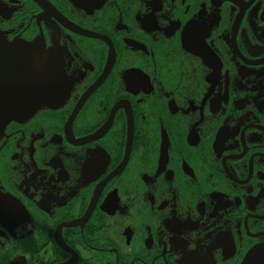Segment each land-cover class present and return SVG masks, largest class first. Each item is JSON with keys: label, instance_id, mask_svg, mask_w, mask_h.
Segmentation results:
<instances>
[{"label": "flooded vegetation", "instance_id": "af4514ba", "mask_svg": "<svg viewBox=\"0 0 264 264\" xmlns=\"http://www.w3.org/2000/svg\"><path fill=\"white\" fill-rule=\"evenodd\" d=\"M35 50L0 264H264V0H0V113Z\"/></svg>", "mask_w": 264, "mask_h": 264}, {"label": "water", "instance_id": "95a60500", "mask_svg": "<svg viewBox=\"0 0 264 264\" xmlns=\"http://www.w3.org/2000/svg\"><path fill=\"white\" fill-rule=\"evenodd\" d=\"M34 58V67L35 68V88H34V99H28L27 97H24L23 101L21 100L22 98V93L24 91H28L27 89H18V93H19V103L15 104V105H9V106H2L3 107V112L0 113V132H2L5 129L6 124L8 123V121H10L12 119V117L15 116V114H17L16 109H24L25 112H27L28 114H33L36 113L37 111H39V109H42L43 107H45L46 105H48V99L46 96V92H45V84H46V80H45V75L46 73H39L37 72L38 70H41L44 65L40 64L38 61V56H37V50H35V57ZM48 92H50V90H48ZM28 110V111H27Z\"/></svg>", "mask_w": 264, "mask_h": 264}]
</instances>
